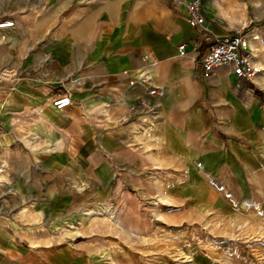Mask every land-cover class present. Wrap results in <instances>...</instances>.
Returning <instances> with one entry per match:
<instances>
[{
    "label": "crops",
    "instance_id": "obj_1",
    "mask_svg": "<svg viewBox=\"0 0 264 264\" xmlns=\"http://www.w3.org/2000/svg\"><path fill=\"white\" fill-rule=\"evenodd\" d=\"M244 2L237 7L204 0L208 32L190 25L184 6L175 8L171 0L79 3L62 16L61 31L44 42L50 31L44 28L41 40L24 46L19 59L8 64L2 57L4 44L15 45L21 34L14 30L15 18L0 19L15 22L13 28L0 29L6 30V39H0V68L19 70L11 85L0 80V264H110L103 256L111 252L94 240L58 239V234L42 231L62 234L67 222L86 231L80 228L85 213L77 205L111 196L122 183L123 157L136 148L128 145L144 132L148 139L140 147L149 151L154 165L189 159L207 164L200 146L216 141L246 164L249 176L264 180L254 143L264 135L260 97L246 88L249 80L228 68L206 73L199 65L211 35L253 25L252 17L238 20L235 13L246 8ZM182 42L183 57L177 49ZM252 45L258 48L259 64L264 52L257 42ZM152 86L158 90L159 111L150 127L133 116L140 114L139 99ZM66 90L73 103L58 109L51 100ZM244 140L253 141L247 145ZM190 170L198 168L192 163ZM257 192L251 202L264 211L256 203L264 202V191ZM125 230L121 234L128 238L143 235Z\"/></svg>",
    "mask_w": 264,
    "mask_h": 264
},
{
    "label": "rangeland",
    "instance_id": "obj_2",
    "mask_svg": "<svg viewBox=\"0 0 264 264\" xmlns=\"http://www.w3.org/2000/svg\"><path fill=\"white\" fill-rule=\"evenodd\" d=\"M69 1L0 0V8L4 7L0 10V19L15 18L14 30L21 34V40L15 45L5 42L2 50L5 62L14 63L24 46L34 43L36 39L41 40L44 28V32L50 31L42 40L49 41L56 32L61 31L62 16L67 15L70 7L91 0H71L70 6L67 5ZM243 1L246 8L235 12L238 20L252 17L254 21L244 31L264 38V0L255 4L249 3V0H223V3L239 7L243 6ZM41 18L50 21H35ZM255 24L259 25L256 29ZM243 27L242 24L230 30ZM5 32L0 33V39ZM213 37L210 36L209 43ZM263 58L261 55L259 66H264ZM262 77L264 70L259 71L255 83L249 80L246 84V88H250L248 90L260 97L261 101L264 99V86L260 83ZM144 135L145 132L132 138L134 144L128 145L136 148L130 149L129 154L123 157L124 168L119 173L122 183L111 196L95 203L77 205L83 208L80 209L81 213L96 211L103 205L112 207L116 222L94 214H82L84 221L80 228L85 227L86 231H79L77 227L78 234L69 231H62V234H59L61 231L42 232L58 234V239L76 237L87 243L94 240L101 247L106 246L103 248L105 251L111 252L103 256L110 264H113L112 260L114 264H264V211L256 210L251 202L254 192L258 193V189L264 191V180L260 176H249L246 164L233 156L229 148L223 145L218 147L216 141L207 148L200 146L201 158L207 164L203 165V161L200 163V159L196 162L189 159L176 164L167 162L165 165H154L148 160L149 151L145 150V146L140 147L148 139ZM261 138L254 143L264 163V135ZM244 141L249 145L253 140ZM142 156L147 163L144 164ZM192 163L198 171L191 172ZM73 181L82 188L75 177ZM123 190H128L131 196ZM256 203L264 205V202ZM125 228H129V232H142L143 235L141 238H128L121 234L126 231ZM105 238L108 243L104 242ZM180 252L191 255L193 260L185 262Z\"/></svg>",
    "mask_w": 264,
    "mask_h": 264
},
{
    "label": "built area",
    "instance_id": "obj_3",
    "mask_svg": "<svg viewBox=\"0 0 264 264\" xmlns=\"http://www.w3.org/2000/svg\"><path fill=\"white\" fill-rule=\"evenodd\" d=\"M171 2L175 8L184 6L187 21L190 25L208 32L207 28L203 26L206 19L204 0H190L186 3L183 0H171ZM14 26V20H3L0 22V29L13 28ZM245 28H248V26L235 29L221 36H214L211 43L199 57V65L202 70L207 73L218 67H226L238 78L253 81V78L259 72V64L256 55L258 48L253 47L252 44L253 42H257L262 48L264 47V38L259 34L244 31ZM177 49L179 56L183 57L187 55L185 42L180 43ZM18 75L19 70L13 67L0 68V80L10 85L18 78ZM144 75L142 74L144 80H148V77ZM77 83L80 84L79 79H77ZM239 85L240 83L237 82L236 86ZM147 93V97L139 99L140 114H135L133 118L142 119V116L145 115V122H149L150 120L155 121L159 106L156 100L158 95L157 87H150ZM51 102L56 108L63 109L72 104L73 99L71 93L66 90L64 93L53 97ZM131 108V105H128V110H131ZM260 108L264 112V100L261 101Z\"/></svg>",
    "mask_w": 264,
    "mask_h": 264
},
{
    "label": "bare ground",
    "instance_id": "obj_4",
    "mask_svg": "<svg viewBox=\"0 0 264 264\" xmlns=\"http://www.w3.org/2000/svg\"><path fill=\"white\" fill-rule=\"evenodd\" d=\"M256 33V32H255ZM254 34V33H253ZM6 39V34H4L3 35V40H5ZM256 47V46H255ZM257 48V47H256ZM261 49V48H260ZM261 51V50H260ZM262 52H264V47H262ZM257 53H259V52H257ZM259 68V67H258ZM258 71H262V69L261 68H259V70ZM258 74H259V72H258ZM258 74H257V76H255L254 78H253V81L254 82H256L257 81V78H258ZM263 86H264V77H262V79H261V82H260ZM93 111V110H92ZM159 111V110H158ZM158 113V112H157ZM135 119H137L138 121H140L141 122V124H143V125H147V126H149L150 125V127L154 124V122L152 121V120H150L149 122H145V115H143L142 116V119L141 118H135ZM156 204H158L157 202H156ZM257 206V205H256ZM92 209V208H91ZM89 210V209H88ZM90 212H84L85 214H87V215H90V214H94V215H97V216H100V217H105V218H108L111 222H116L117 220H116V216H115V211H114V209L112 208V207H109V206H106V205H103L102 207H100V208H97L96 209V211H91V210H89ZM66 229H67V231H69V232H73V233H75V234H78L79 232H78V230H77V227H76V225L74 224V223H71V222H67L66 223ZM262 230H264V227L262 228ZM180 255H181V257L182 258H185L186 260H185V262H191L192 260H193V258H192V256L191 255H188L187 256V254H184V253H181L180 252ZM111 263H115L113 260H112V262Z\"/></svg>",
    "mask_w": 264,
    "mask_h": 264
}]
</instances>
